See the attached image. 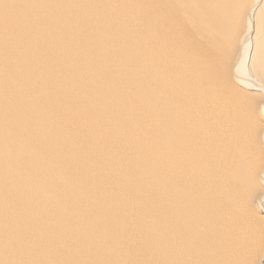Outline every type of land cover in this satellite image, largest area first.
I'll list each match as a JSON object with an SVG mask.
<instances>
[{
  "label": "bare ground",
  "instance_id": "1",
  "mask_svg": "<svg viewBox=\"0 0 264 264\" xmlns=\"http://www.w3.org/2000/svg\"><path fill=\"white\" fill-rule=\"evenodd\" d=\"M0 264H264V0H0Z\"/></svg>",
  "mask_w": 264,
  "mask_h": 264
}]
</instances>
